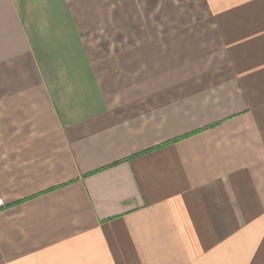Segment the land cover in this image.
<instances>
[{
	"label": "crops",
	"instance_id": "0c3cea01",
	"mask_svg": "<svg viewBox=\"0 0 264 264\" xmlns=\"http://www.w3.org/2000/svg\"><path fill=\"white\" fill-rule=\"evenodd\" d=\"M0 264H264V0H0Z\"/></svg>",
	"mask_w": 264,
	"mask_h": 264
}]
</instances>
